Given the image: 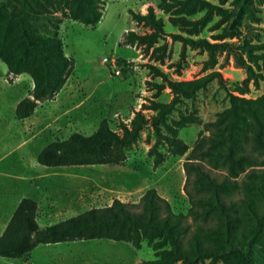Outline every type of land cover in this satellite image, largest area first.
I'll return each mask as SVG.
<instances>
[{
	"label": "rangeland",
	"instance_id": "rangeland-1",
	"mask_svg": "<svg viewBox=\"0 0 264 264\" xmlns=\"http://www.w3.org/2000/svg\"><path fill=\"white\" fill-rule=\"evenodd\" d=\"M184 1L98 0L104 13L94 29L72 21L68 10H57L59 36L65 54L75 62L74 70L55 99L39 105L26 120H15L14 110L32 89L31 78L8 75L0 61V233L22 198L36 201L41 227L107 206L115 199L137 203L152 188L168 200L174 214L188 216L186 155L169 154L164 129L160 138L151 127L142 129L132 144L119 151V164L45 168L35 160L47 144L73 133L90 135L102 120L120 136L124 128L131 129L136 113L151 121L156 114L149 109L151 102L169 103L173 98L151 68L172 81H189L212 72L224 80V87L213 81L193 98L180 99L168 116L169 125L185 116L200 120L178 130L189 148L203 132V124L214 121L229 106L227 93L248 99L264 94V0H203L210 7L191 15ZM165 5L170 6L168 11ZM148 7L162 20L166 34L217 47L210 53L173 37L120 45L127 32L150 33L148 26L137 24L130 14L145 15ZM104 58L129 66L115 76L112 63L103 62ZM243 178L244 174L238 182ZM243 194L240 188L231 198L238 202ZM156 252L147 241L137 250L125 242L91 240L40 246L20 260L0 258V264H144L156 260Z\"/></svg>",
	"mask_w": 264,
	"mask_h": 264
},
{
	"label": "trees",
	"instance_id": "trees-1",
	"mask_svg": "<svg viewBox=\"0 0 264 264\" xmlns=\"http://www.w3.org/2000/svg\"><path fill=\"white\" fill-rule=\"evenodd\" d=\"M97 1H0V61L8 75L26 74L33 84L17 103L15 120L30 118L39 105L54 100L74 70L75 62L65 54L59 36L57 10H68L72 21L94 29L104 13ZM182 5L188 15L210 7L203 0H185ZM164 9L168 11L170 6ZM130 14L137 24L148 26L150 33H125L120 43L124 47L170 37L210 53L217 47L166 34L152 7L145 15ZM118 65L129 66L124 61ZM151 71L161 77L173 96L169 103L151 102L149 109L156 113L151 121L136 113L131 129L124 128L120 136L102 120L90 135L73 133L47 144L36 162L46 168L119 164V151L132 144L142 129L151 127L157 138L164 129L169 154L186 155L183 169L191 204L188 216L174 214L168 200L152 188L137 203L115 199L107 206L41 227L36 201L22 198L0 234V258L20 260L40 245L108 240L129 243L137 250L147 241L157 251V259L144 264H264V94L248 99L227 93L229 106L217 113L214 121L203 124V132L189 148L178 137V130L200 124V120L185 116L169 125L168 116L180 99L193 98L213 81L224 87V80L220 73L212 72L189 81H172L156 68ZM242 174L244 178L238 182ZM240 188L244 194L236 202L231 195Z\"/></svg>",
	"mask_w": 264,
	"mask_h": 264
},
{
	"label": "built area",
	"instance_id": "built-area-1",
	"mask_svg": "<svg viewBox=\"0 0 264 264\" xmlns=\"http://www.w3.org/2000/svg\"><path fill=\"white\" fill-rule=\"evenodd\" d=\"M103 62L105 63H109L112 65V67L114 68V75L115 76H119L121 74V70L123 69L122 65H118V61L117 60H109L108 58H104Z\"/></svg>",
	"mask_w": 264,
	"mask_h": 264
},
{
	"label": "crops",
	"instance_id": "crops-1",
	"mask_svg": "<svg viewBox=\"0 0 264 264\" xmlns=\"http://www.w3.org/2000/svg\"><path fill=\"white\" fill-rule=\"evenodd\" d=\"M42 149H43V148H42ZM42 149H41V150H42ZM41 150H40V151H41ZM40 151H39V152H40ZM35 160H36V158H35ZM42 167H43V166H42ZM45 168H46V167H45ZM18 203H19V202H18ZM38 224H39V223H38ZM45 227H46V226H45ZM0 234H1V233H0ZM40 246H45V245H40ZM40 246H38V247H40ZM33 251H34V250H33ZM33 251H32V252H33ZM32 252H31V253H32Z\"/></svg>",
	"mask_w": 264,
	"mask_h": 264
}]
</instances>
